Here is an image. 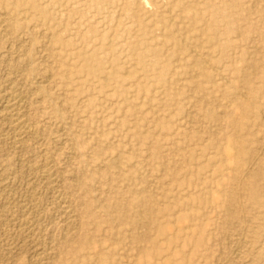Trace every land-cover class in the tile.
<instances>
[{
    "label": "rangeland",
    "instance_id": "1",
    "mask_svg": "<svg viewBox=\"0 0 264 264\" xmlns=\"http://www.w3.org/2000/svg\"><path fill=\"white\" fill-rule=\"evenodd\" d=\"M0 264H264V0H0Z\"/></svg>",
    "mask_w": 264,
    "mask_h": 264
},
{
    "label": "bare ground",
    "instance_id": "2",
    "mask_svg": "<svg viewBox=\"0 0 264 264\" xmlns=\"http://www.w3.org/2000/svg\"><path fill=\"white\" fill-rule=\"evenodd\" d=\"M215 69V68H214ZM13 91V90H12ZM16 94H17V92H16ZM14 95H15V93H14ZM17 96V95H16ZM20 96H21V94H20ZM18 98V97H17ZM244 98V97H243ZM13 100V102H14V99H12ZM20 101V100H19ZM19 101H18V103H19ZM13 105H15V104H13ZM17 105V104H16ZM7 106H10V105H8L7 104ZM18 106H20V104L19 105H17V108H18ZM11 108L12 107H14V106H10ZM9 107V108H10ZM16 107V106H15ZM14 107V108H15ZM13 108V109H14ZM20 108V107H19ZM5 109V108H4ZM13 109H11V111L13 110ZM10 110V109H9ZM18 110V109H17ZM16 110V111H17ZM27 110V109H26ZM14 111H15V109H14ZM20 111H21V109H20ZM19 111V112H20ZM5 112V111H4ZM7 112V111H6ZM18 112V111H17ZM17 112H12L13 113V115H12V113L10 114V115H12V120H11V124H12V126H13V129L16 131V130H19V131H23L24 133L27 131L28 132V130H26L25 131V129H26V123H27V120L26 119H24L23 120V117H25V116H21L20 114H19V112L17 113ZM24 115V114H23ZM9 116V115H8ZM5 117V116H4ZM10 117V116H9ZM9 119H11V117L9 118ZM25 120H26V122H25ZM30 120V119H29ZM6 122H8V121H6ZM10 122V121H9ZM29 123H30V121H29ZM8 126V125H7ZM28 126H30V125H28ZM10 128V127H9ZM8 128V129H9ZM27 128H29L30 129V127H27ZM12 129V130H13ZM36 129V128H35ZM11 130V129H10ZM34 132L33 133H35V131H37V130H33ZM8 132V131H7ZM17 132V131H16ZM30 132V131H29ZM19 134H20V132H18ZM32 133V134H33ZM18 134V135H19ZM27 134V133H26ZM30 134V133H29ZM20 135H22V133L20 134ZM20 135H19V139H20ZM34 135V134H33ZM16 136H17V134H16ZM17 138V137H16ZM22 138V137H21ZM29 139V138H28ZM22 140V139H21ZM36 140V139H35ZM16 142V141H15ZM22 143H23V141H22ZM75 154V153H74ZM53 158V157H52ZM44 163V162H43ZM46 163V162H45ZM47 166V165H46ZM43 168V167H42ZM41 168V169H42ZM32 170V169H31ZM47 172V171H46ZM48 174H49V171H48ZM48 176V175H47ZM49 177V179L51 178V175L50 176H48ZM56 180V179H55ZM54 180V181H55ZM54 181H52V182H54ZM51 182V183H52ZM56 183H57V181H56ZM55 184V183H54ZM47 185V184H46ZM33 188V187H32ZM51 189V188H50ZM34 190V189H33ZM41 190V189H40ZM5 194V193H4ZM40 196V195H39ZM58 201V200H57ZM64 201H66V200H64ZM68 201V200H67ZM61 204H62V202H61ZM69 204V203H68ZM35 205V204H34ZM64 205V204H63ZM14 206V205H13ZM21 206V205H20ZM37 206V205H36ZM21 208V207H20ZM22 208H25V207H22ZM60 208V207H59ZM3 209V208H2ZM27 209V208H26ZM10 210V209H9ZM25 210V209H24ZM23 211V210H22ZM4 213V212H3ZM8 213V212H7ZM12 215V214H11ZM23 216V215H22ZM35 218V217H34ZM16 222V221H15ZM24 222H26V219H25V221ZM23 223V222H22ZM25 224V223H24ZM5 226V225H4ZM17 227V226H16ZM4 229V228H3ZM4 232V231H3ZM10 232V231H9ZM35 242V241H34ZM244 244V243H243ZM11 245V244H10ZM237 245V244H236ZM51 246V245H50ZM238 246V245H237ZM11 247V246H10ZM51 248V247H50ZM40 251V250H39ZM38 257V256H37Z\"/></svg>",
    "mask_w": 264,
    "mask_h": 264
}]
</instances>
